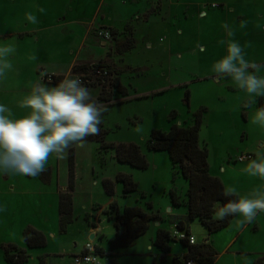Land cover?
I'll list each match as a JSON object with an SVG mask.
<instances>
[{"label": "rangeland", "instance_id": "374dc122", "mask_svg": "<svg viewBox=\"0 0 264 264\" xmlns=\"http://www.w3.org/2000/svg\"><path fill=\"white\" fill-rule=\"evenodd\" d=\"M96 1L47 0L43 4L44 16L49 18L44 25L55 26L54 19L63 20L64 17L51 16L52 9L74 6L75 10L65 13L77 22L73 37L64 38L67 34L55 27L19 40L21 32L38 26L26 21L15 29L18 19H24L22 11L36 9L23 5L24 0H0V44L16 45V53L10 57L13 68L0 79V104L12 110L13 118H22L28 110L19 108L18 102L35 83H44L45 74L49 85L44 84L51 88L55 86L47 81L51 73L64 75V80L80 75V66L107 65L124 92L109 88L111 100L105 102L99 99L100 92L88 88L93 98L107 107L101 124L106 132L103 142L136 145L148 167L142 171L118 164L114 151L102 150L96 141L70 146L75 186L73 220L62 231L57 195L66 187L68 149L62 159L50 157L44 172L36 177L0 173V264H7L3 259L7 245L24 248L29 257L27 264H39L44 254L48 255L46 264H73L87 243L108 253V241L115 228L104 211L112 201L119 213L132 207L147 211L150 204L162 219L158 218L159 222L150 225L145 235L128 248L116 252L117 263L160 264L161 254L152 246L151 237L157 228L169 233L175 230L168 220L185 215L187 184L172 169L168 155L149 151L146 141L153 131L164 133L172 126L191 127L197 115L201 117L198 143L207 151L210 176L217 178L223 188L235 187L241 195L264 184L259 177L242 171L250 160L238 161L240 157L255 158L257 148H264V129L250 123L253 113L264 106V97H257L251 108L245 107L247 95L229 79H218L212 72V66L227 55V44H220L221 40H235L244 47L245 59L264 65V0H172V4L161 0L159 12L154 6L158 0H107L113 17H108L107 24L112 23L118 31L103 26V15L88 30ZM101 9V14H105V8ZM198 11L205 12L207 17L201 19ZM224 24L233 32L232 37L227 35ZM125 29L131 30V34ZM128 38H132L134 46L122 50ZM119 39L124 42L118 45ZM119 49L123 54L119 55ZM37 67L42 68L39 73ZM258 75L264 76V69ZM118 173L130 176L137 189L123 196L122 185L114 183V196L109 198L103 191L102 180L114 181ZM172 194L179 206L172 205ZM237 219L213 234L192 221L190 234L197 243H210L217 253L214 264H255L258 260L264 263V214H258L243 228L237 226ZM26 229L42 233L46 247L26 249L22 238ZM89 231L97 235L93 240L87 236ZM167 245L170 253L162 264H170L172 256L186 251L177 241ZM97 257L98 264H107L105 258Z\"/></svg>", "mask_w": 264, "mask_h": 264}, {"label": "clouds", "instance_id": "9594fccd", "mask_svg": "<svg viewBox=\"0 0 264 264\" xmlns=\"http://www.w3.org/2000/svg\"><path fill=\"white\" fill-rule=\"evenodd\" d=\"M36 7L41 13L45 11ZM25 19L33 25L38 23L34 12L25 13ZM223 27L229 37L234 35L227 24ZM219 43L227 44V55L212 66V72L218 79H229L244 92L248 97L244 106L251 108L257 97H264V76L258 75L264 65L245 59L244 47L235 40ZM15 53L14 42L0 44V79L12 70L10 57ZM30 59L34 60L35 56ZM18 107L27 109L28 113L15 119L12 110L0 104V173L31 177L44 172L50 157L62 159L70 146L82 145L87 137L99 135L103 113L107 111L79 78H65L51 88L37 82L18 102ZM250 123L264 129V106L253 113ZM254 157L242 171L264 180V148H257ZM222 195L231 199L215 207L214 220L237 217V226L243 228L258 214H264V184L246 195L228 186ZM98 260V257L87 256L84 264H97Z\"/></svg>", "mask_w": 264, "mask_h": 264}, {"label": "trees", "instance_id": "16d2710c", "mask_svg": "<svg viewBox=\"0 0 264 264\" xmlns=\"http://www.w3.org/2000/svg\"><path fill=\"white\" fill-rule=\"evenodd\" d=\"M129 29V28H128ZM128 29H125L128 31ZM131 34V30L128 31ZM128 33V34H129ZM118 42V45L120 43ZM134 46L132 38L126 39L125 47L122 50H130ZM117 47V46H116ZM121 50V51H122ZM119 49V55L121 53ZM91 67H104L102 65H92ZM90 66H80L77 70L80 73ZM109 68V67H107ZM110 72V68L108 69ZM40 71H38L39 73ZM118 71H116V75ZM110 84H101V82L95 84H86L84 87L100 92L99 99L105 102L111 100V96L108 93V89L114 87L119 93H123V88L120 86L117 77L112 78ZM46 78H43V82L46 83ZM50 85H57L63 77L51 75L48 77ZM107 93V94H106ZM123 97L125 94L122 95ZM188 93L185 98L188 99ZM119 104V103H117ZM116 104V105H117ZM261 105V104H260ZM110 107V106H108ZM261 107V106H260ZM200 115L193 121V125L188 128L181 126H172L168 132L153 131L151 132L149 139L146 141V147L151 152H165L168 155L170 165L176 174L180 175L187 184V190L185 194V200L183 206L186 208V213L182 217H175L168 222L172 223V227L176 230L184 231L186 235L193 237L190 234L189 225L192 221H197L208 234L219 232L223 228L227 227L231 220L235 217L229 216L223 220H214V209L217 205L225 204L230 197H224L222 195L223 185L221 182L210 176L207 164V151L201 149L198 143V133L200 129ZM101 126V125H100ZM106 132L100 127L99 135L89 136L85 142H99L102 150L112 149L114 151V159L118 164L128 165L136 170H146L148 163L141 154L139 148L134 144H118L109 145L103 142ZM84 142V143H85ZM67 181L65 191L57 195V211L60 230L70 224L73 220V192H74V167H73V149L67 150ZM31 177V176H27ZM36 177V176H35ZM114 183L122 185V194L127 196L137 189V184L134 183L130 176L125 174H116L114 181L104 179L102 180V188L105 195L109 198L114 196ZM171 203L173 206H179L175 196L171 195ZM104 215H107V219L113 222L115 228V234L112 239L108 241L109 252L104 254L101 249L94 248L95 256L103 257L106 259L107 264H118L117 257L118 252L121 249H126L132 243L145 235L149 226L158 223L160 216L158 213L152 211L151 205L147 204V211H143L139 207L124 208L122 213H119L115 201H112L106 206ZM108 212V213H107ZM162 221V219L160 218ZM160 221V222H161ZM155 240L152 243L161 254L159 258L160 264L165 260V256L169 255L170 248L167 243L170 241H177L182 247L186 249V254L183 256H172L170 264H214L217 253L211 247L209 242L203 241L201 243L194 242L193 245H189L188 240H176L172 238L171 233L166 230L156 229ZM173 230V229H172ZM22 238L26 249H43L46 247L45 236L37 231L26 229ZM3 259L7 264H27L29 257L26 254V250L17 249L14 245H7L3 248ZM258 260L255 264H264ZM98 263V262H97ZM39 264H44L40 260ZM154 264V263H152Z\"/></svg>", "mask_w": 264, "mask_h": 264}, {"label": "crops", "instance_id": "0c3cea01", "mask_svg": "<svg viewBox=\"0 0 264 264\" xmlns=\"http://www.w3.org/2000/svg\"><path fill=\"white\" fill-rule=\"evenodd\" d=\"M30 1V2H29ZM47 0H24V2H23V5H33L34 6V8L36 9V11H32V12H34L35 14H36V16H37V18H38V26L34 29V28H32V29H30V31H28V32H26V31H23V32H21L19 35H18V37H19V40L20 39H23L26 35H34V36H37L38 34H40L41 32H45V30L46 29H48V30H51V29H53V28H55V27H58V28H61L62 30L60 31V32H63L64 34H67V35H65V36H63L64 38H67L68 40H69V36H71V35H74V27L77 25V22L76 21H73V20H70V19H68V17H67V15L65 14V13H71L73 10H75L74 9V6H71L70 4H68V5H66V8H65V6L63 7V6H61L60 7V10H56V9H52L51 11H50V15L51 16H54V14L55 15H57L56 17H59V16H61V17H64L63 18V20H62V18H60V19H54V21H56V22H58L59 24H57L56 22H54L55 24V26H51L50 24H47V25H44V23L47 21L46 20V18L48 19L49 17H46V16H44V14H45V11L43 12V13H41V12H39L38 11V8L36 7V6H38V7H41V8H43L44 9V5L43 4H45V2H46ZM94 1H96V0H94ZM102 1V2H101ZM106 1L107 0H98V1H96V5H95V8H94V10H93V13H92V18L88 21V23H87V25H88V30H91V29H93L95 26H96V23H97V21H98V19H99V16L100 17H102V15L104 16V20H105V23L103 24V26H107V27H113L114 28V26H113V24L111 23V26H109L108 24H107V22H109V18H113V17H111V14H110V11L108 10L109 9V5H108V3H106ZM161 0H158L157 2H155V4H154V6H155V9L156 10H158V12L159 11H161V9H162V5H161ZM169 4H172V0H169ZM180 6V5H179ZM51 8H52V6H50ZM79 6H76V9L78 10L79 8H78ZM105 8V10H106V12H105V14H101V11H102V9L101 8ZM171 8V7H170ZM185 9H187V7H185ZM45 10V9H44ZM47 10V9H46ZM22 11V10H21ZM58 11V12H57ZM23 12V15H24V19H18V21H19V24H18V26H16L15 27V29H19L20 27H22L23 25H22V23L23 22H26L27 20L25 19V13H27V12H29V11H27L26 9L24 10V11H22ZM31 12V11H30ZM198 15H199V17L201 18V19H203V18H205V17H207V15L205 14V12H200V11H198ZM53 14V15H52ZM185 14H186V11H185ZM109 17V18H108ZM175 20H178V16L176 15V12H175ZM137 19L138 20H140V17H138L137 16ZM145 19V18H144ZM112 20H110V22H111ZM28 27V25L26 24L25 25V28H27ZM113 30H115V28L113 29ZM115 31H118V30H115ZM59 32V33H60ZM50 34H52V33H50ZM86 36H88V35H86ZM73 36H71L70 38H72ZM48 38V37H47ZM49 38L50 39H52V37H50L49 36ZM86 38V37H85ZM121 41V39H119V42ZM72 45V44H71ZM102 66H104L105 68H107L108 66L107 65H102ZM110 68V67H109ZM109 68H107V69H109ZM41 69L42 68H39V67H37V73H38V71H41ZM112 72V71H111ZM113 74V76H115L114 75V73H112ZM50 75H54V76H60V77H62V76H64V75H62V74H59V73H55V74H50ZM44 76H47L46 74L44 75ZM62 191H65L64 190V188L63 189H61ZM58 194V193H57ZM155 234H156V231H154V233H153V235H152V241H154V239H155ZM89 235H93L94 236V238L97 236L96 235V233H94V232H88L87 233V236H89ZM93 238V239H94ZM195 241H196V239H195ZM196 243H197V241H196ZM16 247V246H15ZM92 247H94V248H96L95 246H92ZM19 248V247H18ZM20 249H23L24 250V248H20ZM97 249H99V248H97ZM82 253V252H81ZM181 253V252H180ZM186 254V251H185V253H181L180 254V256H183V255H185ZM175 255H179L178 254V252H176V254ZM48 257V255L47 254H44L43 255V258H41L40 260H42L43 261V263L44 264H46V262H45V260H46V258ZM152 263H154V262H152Z\"/></svg>", "mask_w": 264, "mask_h": 264}, {"label": "built area", "instance_id": "2783aa9c", "mask_svg": "<svg viewBox=\"0 0 264 264\" xmlns=\"http://www.w3.org/2000/svg\"><path fill=\"white\" fill-rule=\"evenodd\" d=\"M106 37L108 38L109 35L108 33L106 34ZM74 78H79L84 85L86 84H95L98 82H101V84H110L111 81V74L109 72V70L105 67H91L86 69L84 72L80 73V75H75L73 76ZM49 80V79H48ZM253 159L251 156H246V157H240L238 159L239 162H243V161H248ZM172 238L176 239V240H188L189 245H193L195 240L193 239V237L186 235V233L184 231H180V230H174L171 233ZM87 256H95V250L94 248L87 243L82 250V253L80 254L79 257H75L73 259V264H84V258ZM98 264V263H97Z\"/></svg>", "mask_w": 264, "mask_h": 264}, {"label": "water", "instance_id": "95a60500", "mask_svg": "<svg viewBox=\"0 0 264 264\" xmlns=\"http://www.w3.org/2000/svg\"><path fill=\"white\" fill-rule=\"evenodd\" d=\"M93 238H94L93 235H90V236H89V239H90V240H93Z\"/></svg>", "mask_w": 264, "mask_h": 264}]
</instances>
